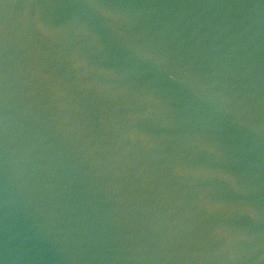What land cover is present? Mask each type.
Here are the masks:
<instances>
[{"label":"water","instance_id":"1","mask_svg":"<svg viewBox=\"0 0 264 264\" xmlns=\"http://www.w3.org/2000/svg\"><path fill=\"white\" fill-rule=\"evenodd\" d=\"M0 107L264 153V0H0Z\"/></svg>","mask_w":264,"mask_h":264}]
</instances>
